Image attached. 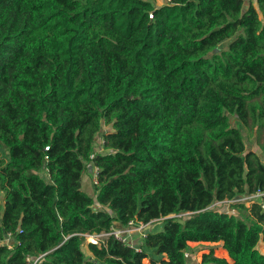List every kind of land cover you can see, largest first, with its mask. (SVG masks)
Segmentation results:
<instances>
[{"label":"trees","instance_id":"trees-1","mask_svg":"<svg viewBox=\"0 0 264 264\" xmlns=\"http://www.w3.org/2000/svg\"><path fill=\"white\" fill-rule=\"evenodd\" d=\"M156 1L0 0V264H264V0Z\"/></svg>","mask_w":264,"mask_h":264},{"label":"rangeland","instance_id":"rangeland-1","mask_svg":"<svg viewBox=\"0 0 264 264\" xmlns=\"http://www.w3.org/2000/svg\"><path fill=\"white\" fill-rule=\"evenodd\" d=\"M246 1L249 2L251 0H246ZM165 3H166V0H157L156 1V6H163ZM108 129L110 130L111 127H106V128L103 127V131H108ZM246 138L251 143V145L254 146V143L256 142V138L254 136H250L248 131H246ZM260 141L261 142L264 141V137L263 136L260 138ZM0 145L7 152L9 151V148L6 147L3 143H0ZM254 149L257 150L258 148L255 147ZM90 171H91V175H88V173ZM89 172H87L84 175L83 187H84L85 191H87L89 194H93L92 192H94V184L96 182V179H95L96 172H95L94 168H91V169L89 168ZM241 199L242 198L238 197L235 200L238 201V200H241ZM3 201H4V193L1 192V190H0V204L1 205H2ZM216 210L220 211V212L226 211L228 214H232V215L233 214L234 215L237 214L234 210L230 209L229 206L224 205V203H220L217 206ZM158 225H157V227H158ZM87 241L88 242H95V239L93 237L88 236L87 237ZM189 245H190V251L188 252V259H189V263L190 264H196V263L200 262L201 259H202V255L204 253H208V252H210L212 250L214 251L216 256L221 257V258H226V259L230 260L227 251L223 247V243L222 242H220V243H212V242H210V243H197V242H193V243H189ZM258 249L261 252L264 251V242H260V244L258 246ZM84 251H85L86 255H89V252H88L87 248H84ZM144 263L145 264H150L148 260H144Z\"/></svg>","mask_w":264,"mask_h":264},{"label":"built area","instance_id":"built-area-1","mask_svg":"<svg viewBox=\"0 0 264 264\" xmlns=\"http://www.w3.org/2000/svg\"><path fill=\"white\" fill-rule=\"evenodd\" d=\"M252 1L256 3L258 0H252ZM150 17L152 18V14H150ZM105 143L106 141L104 140V137H101V140L96 148L98 153H102L105 151V148H104ZM94 170L96 172L95 184H97L99 169L94 168ZM241 200L257 201L262 206V208H264V192L263 191H257L256 193H253L249 195L248 197H244ZM158 224H159V221H152L150 223L130 221L127 225L123 227L114 226L111 228L110 232L108 233H102L101 235L90 236V237H93L95 239V242H92V243H97L100 239L104 237L112 236L118 241H120L121 243L134 249L136 252H141L140 244H142L144 239L147 237L148 232L155 229V227Z\"/></svg>","mask_w":264,"mask_h":264},{"label":"crops","instance_id":"crops-1","mask_svg":"<svg viewBox=\"0 0 264 264\" xmlns=\"http://www.w3.org/2000/svg\"><path fill=\"white\" fill-rule=\"evenodd\" d=\"M93 193V192H92Z\"/></svg>","mask_w":264,"mask_h":264}]
</instances>
